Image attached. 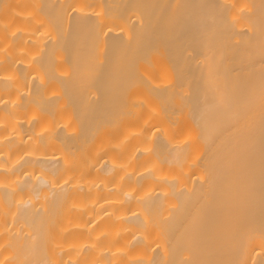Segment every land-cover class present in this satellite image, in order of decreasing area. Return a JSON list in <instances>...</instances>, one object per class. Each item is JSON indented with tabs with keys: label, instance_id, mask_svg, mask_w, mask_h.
Wrapping results in <instances>:
<instances>
[{
	"label": "bare ground",
	"instance_id": "bare-ground-1",
	"mask_svg": "<svg viewBox=\"0 0 264 264\" xmlns=\"http://www.w3.org/2000/svg\"><path fill=\"white\" fill-rule=\"evenodd\" d=\"M0 264H264V0H0Z\"/></svg>",
	"mask_w": 264,
	"mask_h": 264
}]
</instances>
